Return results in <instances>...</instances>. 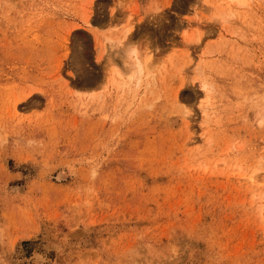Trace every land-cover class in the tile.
Instances as JSON below:
<instances>
[{
  "label": "rangeland",
  "instance_id": "1",
  "mask_svg": "<svg viewBox=\"0 0 264 264\" xmlns=\"http://www.w3.org/2000/svg\"><path fill=\"white\" fill-rule=\"evenodd\" d=\"M0 264H264V0H0Z\"/></svg>",
  "mask_w": 264,
  "mask_h": 264
},
{
  "label": "bare ground",
  "instance_id": "2",
  "mask_svg": "<svg viewBox=\"0 0 264 264\" xmlns=\"http://www.w3.org/2000/svg\"><path fill=\"white\" fill-rule=\"evenodd\" d=\"M232 1V3H233V1H236V0H231ZM237 1H241V0H237ZM244 1V0H243ZM243 3V2H242ZM132 29H133V27H129V28H127L126 29V37H128V39H129V41L130 40H132L133 41V39H134V36H131L132 34ZM128 35V36H127ZM132 49H134V48H132ZM137 51L134 49V50H132V53H131V56H133L134 57V59H135V61H134V59H132V62L134 61V63H135V68H134V70H133V75L131 76V78H133L136 74H138V75H142L143 74V72H144V65H143V63L138 59L139 58V56H137ZM134 79V78H133ZM205 87V86H204ZM252 179V178H251ZM253 180V179H252Z\"/></svg>",
  "mask_w": 264,
  "mask_h": 264
}]
</instances>
